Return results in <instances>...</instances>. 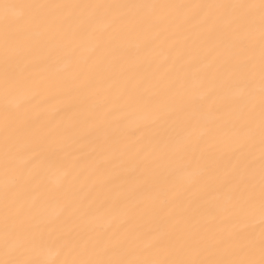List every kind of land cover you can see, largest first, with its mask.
Instances as JSON below:
<instances>
[{
  "label": "snow or ice",
  "instance_id": "snow-or-ice-1",
  "mask_svg": "<svg viewBox=\"0 0 264 264\" xmlns=\"http://www.w3.org/2000/svg\"><path fill=\"white\" fill-rule=\"evenodd\" d=\"M0 264H264V0H0Z\"/></svg>",
  "mask_w": 264,
  "mask_h": 264
}]
</instances>
